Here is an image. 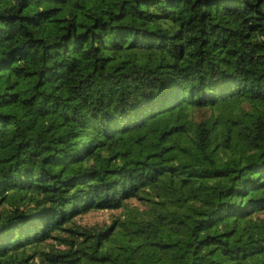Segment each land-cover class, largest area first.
Returning <instances> with one entry per match:
<instances>
[{
	"label": "trees",
	"instance_id": "trees-1",
	"mask_svg": "<svg viewBox=\"0 0 264 264\" xmlns=\"http://www.w3.org/2000/svg\"><path fill=\"white\" fill-rule=\"evenodd\" d=\"M0 264H264V0H0Z\"/></svg>",
	"mask_w": 264,
	"mask_h": 264
},
{
	"label": "rangeland",
	"instance_id": "rangeland-1",
	"mask_svg": "<svg viewBox=\"0 0 264 264\" xmlns=\"http://www.w3.org/2000/svg\"><path fill=\"white\" fill-rule=\"evenodd\" d=\"M128 201L130 205H136L140 208L143 207L141 201L136 198H130ZM122 211V208L90 210L77 218L82 224L102 226L110 223L112 219L117 215H120Z\"/></svg>",
	"mask_w": 264,
	"mask_h": 264
}]
</instances>
